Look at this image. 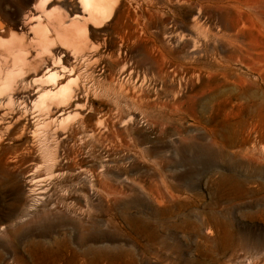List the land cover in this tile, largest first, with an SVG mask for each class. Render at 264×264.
I'll return each instance as SVG.
<instances>
[{"label":"rangeland","instance_id":"374dc122","mask_svg":"<svg viewBox=\"0 0 264 264\" xmlns=\"http://www.w3.org/2000/svg\"><path fill=\"white\" fill-rule=\"evenodd\" d=\"M31 1L0 0V17L13 22ZM255 1L251 20L264 31V0ZM137 2L123 0L114 17L68 43L76 52L86 48L87 57L100 42L106 64L75 60L82 75L56 102L77 104L84 116L72 113L58 123L46 119L47 108L34 117L21 108V120L9 132L0 129V264L14 256L35 264L32 246L62 238L88 252L83 264L94 259L91 252L104 253L96 264H264V88L214 87L203 71L181 90L170 64V75L158 76L155 43L176 21L190 28L197 9L167 3L161 15L139 24L132 16ZM234 12L222 16L229 27ZM211 25L203 16L195 27L209 43L199 46L206 63L212 44L216 54L225 53ZM166 50L188 66L195 62L183 46ZM125 63L132 78L122 73ZM22 79L20 72L3 94L13 95ZM178 100L181 111L170 112ZM90 129L108 137L97 139ZM157 190L182 197L158 205L149 195ZM186 219L194 226H177Z\"/></svg>","mask_w":264,"mask_h":264},{"label":"bare ground","instance_id":"6f19581e","mask_svg":"<svg viewBox=\"0 0 264 264\" xmlns=\"http://www.w3.org/2000/svg\"><path fill=\"white\" fill-rule=\"evenodd\" d=\"M122 1L33 0L28 2L27 12L15 18L13 22L0 17V129L4 133L9 132L21 120L23 116L21 108L28 112L31 111L30 116L39 115L43 108H47L46 119L58 123H63L72 113L81 116L86 114L84 109L77 107V104L70 103L66 108H61L59 104H56L57 100L65 99L70 85L82 75L78 68L79 63L75 60L83 61L86 57V54L82 53L86 48L81 46L82 50L76 52L69 47L68 43L79 41L86 36L89 33L88 28L96 27V24L104 17H114L119 12ZM137 1L132 16L139 24L144 17L161 15L167 3L188 4L197 9L190 20L192 24L190 28L183 30L182 23L176 21L173 27L169 26L164 29L162 38L155 43L159 53L156 69L158 76H169L172 70V76H177L182 81L181 90H185L188 85L192 86L193 78H198L203 71L207 72L214 87L231 86L240 93L248 90L256 93L264 88V31L254 27L250 15V10L256 6L255 0ZM230 10L235 11L236 14L231 27L222 20L225 11ZM126 13L129 15L130 10L128 9ZM203 16L212 18V25L208 32L214 41H222L225 49L224 54H216L215 45L212 44V63L203 61L199 49L201 44H209L195 28L197 25H202ZM247 36L250 40L246 39ZM98 43L94 50L87 51L90 62L87 61V63L94 64L95 68L99 66L103 68L105 62L99 50L100 42ZM167 44L175 47L183 46L185 57H190L191 61L195 62L189 66L181 62L176 53L166 50ZM77 45L79 48L81 42ZM127 64H124L122 73L132 78L134 69ZM168 64L172 68L169 71L165 66ZM20 72H23L22 85L15 89L13 95H4L3 91L11 87L13 78ZM186 73L189 79H185ZM133 101L135 103V100ZM141 104L142 102L138 105ZM173 104L170 112H180L181 102L178 100ZM129 118L119 114L117 119L123 124V122H128ZM224 121L225 129L232 128L228 120ZM213 124L216 122L212 123V137L216 138L217 132ZM256 124L253 129H258ZM3 131L0 130V132ZM93 132L91 129L87 131L90 135H93ZM97 136V139L103 138L104 140L108 137V132H101ZM149 195L158 205L165 204V202L166 204L177 202L182 197L178 191L170 190H157ZM176 224L182 228L194 226L193 222L187 219ZM29 253L35 264H57L59 262L83 264L84 262L79 263V261L88 255V252L85 253L73 247L69 238L58 239L51 246L34 245L29 249ZM91 254L94 259L90 261V264H96L94 260L104 256L102 252H91ZM16 257L9 259L6 264H19Z\"/></svg>","mask_w":264,"mask_h":264}]
</instances>
